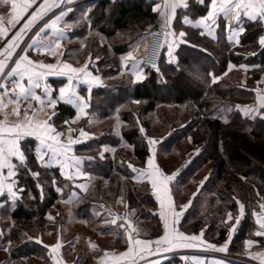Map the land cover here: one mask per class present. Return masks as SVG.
Segmentation results:
<instances>
[{"label": "trees", "instance_id": "obj_1", "mask_svg": "<svg viewBox=\"0 0 264 264\" xmlns=\"http://www.w3.org/2000/svg\"><path fill=\"white\" fill-rule=\"evenodd\" d=\"M156 4V0H96L86 6L90 9L88 19L91 28H83L81 32L86 36H95L85 46L86 53L92 51V46L93 49L98 48L102 53L100 71L104 79L110 78L105 85L90 91L87 111L89 115L100 119L118 115L123 128L120 136L102 134L78 144L75 154L86 158L84 171L101 181L96 188L99 189L101 185L105 187L103 183H107L106 188L113 187L117 190L120 182L117 179L123 181L129 207L141 209L139 219L151 221L155 224L156 232L160 233L162 222L150 184L147 181L138 182L132 168L134 164L120 157L127 153L137 161L135 166L144 168L150 155L149 120L142 123L146 128L144 133L138 117L154 112L159 103L181 104L186 99H192L196 103L195 120L170 132L161 142L162 149L168 152L191 136L194 137L193 143L203 144L201 151L181 169L173 189L188 185L193 175L210 164L212 166L208 177L203 179L200 190L190 197L179 228L187 234L202 232L208 242L223 243L229 239L233 225L231 221H227V213L236 215L240 204H243L245 214L229 245V253L242 254L247 239L262 241V238L255 235L253 214L261 209L260 202L264 201V196L261 198L259 193L254 192L257 184L264 186V166L254 164L239 152V147L242 146L258 159L264 160V116L249 119L240 112L242 104L254 101L257 93L253 82L258 81L264 74V45L259 43L264 35V25L261 21L245 19L240 40L233 44L227 39L226 21L222 18L218 20L215 39L188 23L183 25L180 20L182 28L186 30L188 44L183 43L177 49L176 62L165 61L164 53L159 71L145 68L148 76L144 81L133 83L130 74L117 78L121 73V57L132 51L134 44L145 37L147 28L156 21ZM209 5L210 0H204L203 4L200 0H194L190 9L183 8L179 12L192 20L205 16ZM192 34H199L200 38L195 40ZM101 37L112 45H108V42L102 44ZM77 47L80 45L77 44ZM229 64L246 71L252 82L248 80L246 87L234 84L228 79L210 84L208 78H212L216 70L223 74ZM192 66L199 67L203 72V82L198 81L200 79H197ZM167 70L176 76L165 78L163 74ZM182 78L187 79L191 87L184 84ZM65 82L63 78L48 80L55 89ZM81 92L87 95L85 88ZM75 115L74 107L59 101L51 122L57 129H61ZM20 144L25 160H15L14 164L21 196L0 211V221H3L0 222V242L10 243L13 259L30 256L42 259L45 264H51L46 246L38 242L36 237L42 235L54 205L61 198L69 197L73 186L62 176L58 167L46 166L39 161L36 139L26 138ZM125 145L130 150L125 152ZM105 146L112 147L114 153L106 151L100 157ZM182 159L183 155L167 171L173 172L180 166L179 161ZM98 192L96 189L95 194L81 193L76 197L72 203L75 206L73 212L76 220L89 224L99 223L107 218L106 212L99 209L104 206L103 202L102 205L99 204L102 196ZM216 205L219 208H215ZM124 225L119 224L118 230L122 231ZM7 227H10L8 239L3 236V229ZM161 264L194 263L186 260L183 255L174 254ZM232 264L242 263L234 261Z\"/></svg>", "mask_w": 264, "mask_h": 264}, {"label": "rangeland", "instance_id": "obj_2", "mask_svg": "<svg viewBox=\"0 0 264 264\" xmlns=\"http://www.w3.org/2000/svg\"><path fill=\"white\" fill-rule=\"evenodd\" d=\"M96 0H48L47 5L45 7H51V10L47 12V14L44 16V18L39 21V23L30 31L29 38L31 34H37L40 28L44 27L45 24H49L53 19H55L56 16L60 15L62 12L66 13L61 19V21L58 22V28L60 31L64 33L63 38L59 41L60 47L55 48V39H56V33L51 30L47 29L49 31H46L44 34L47 36L45 37L46 44H52V48H45L43 49H36L32 48L30 51H27L25 53L28 56V59L34 62V65L43 63V64H54L56 65L55 72H61V74L57 76H64L63 73L67 74H80L83 77H86L88 79H94L100 86L105 85V82L109 81L110 78L104 79L102 73H101V52L98 50V48L93 49V46L91 47L92 51L86 53L87 47H85L95 36L90 37L83 35L81 31H83V28H91V23L88 19V14L90 12V9L86 6L91 5ZM157 4L154 6V8H157L159 6V9L156 11L158 14L157 20L165 21L164 16L162 13L165 11L163 5L164 0H156ZM187 7H178L174 13L171 12V10H168V15L170 17V20L168 22L169 25V33H175V36L168 35V41L175 40V43L173 44V52L172 57L170 58L167 54V47L165 52V61L169 62L171 60V63L173 60H176L175 52L177 49L180 48L181 44H188L186 40V30L182 28L180 20L182 24L188 23L187 17L184 16V14H181L179 11L183 8L190 9L192 4L194 5V0H185ZM45 4V0H35V3L33 4L32 8L28 10V13L26 16H24V19L21 20L20 26L24 23V21L28 18V15H30L33 11H36L40 5ZM53 5H59L58 7H55ZM210 6V5H209ZM204 17V16H202ZM199 18V17H198ZM227 25H230V28L235 27L240 21H234V19L229 18V22H225ZM243 23H241V26L238 25V31L236 32V35H239L237 40H229L233 44H237L240 40V28H243ZM19 26V27H20ZM148 30L149 27L146 30V35L142 39H140L137 43L134 44L133 49L130 53L127 55L121 57V73L118 75L117 78L123 77L124 74H130L132 78V82H142L144 81L148 74L145 72V67L142 64V59L144 57V54L146 52V48L148 45ZM180 32H184L185 35L183 37L179 36ZM51 34V36H49ZM235 34V33H234ZM97 35V34H96ZM129 35V34H128ZM195 40L200 38L199 34H192L191 35ZM235 37V36H234ZM264 37V35L262 36ZM40 39V38H39ZM101 43L112 45L111 42L105 40L101 37ZM1 45L0 50L5 46L7 43L6 40L0 39ZM26 44V43H25ZM77 44L80 45V47H77ZM101 44L99 43V47ZM26 48V47H25ZM90 48V47H89ZM129 54H131L132 59H129ZM17 59V58H16ZM174 63V62H173ZM70 65L71 68H84V72H77L73 73L69 69H64V65ZM11 65V64H9ZM135 65V67H133ZM131 66V68H130ZM195 71V75L199 82H203L204 74L201 72L199 67L192 66ZM40 70H46L47 69H40ZM140 72V74L143 76L142 80L137 81L135 79L136 72ZM159 71V70H158ZM65 73V74H66ZM54 76V74H52ZM163 76L166 78H174L176 75L175 73H172L170 70H167ZM212 78H208L210 84L213 83V78H217L215 80L219 81L221 79H228L233 81L234 84H239L241 86L246 87L248 80L252 82L250 79V76L247 74L246 71L241 70L240 67H236L234 64H229L227 67V70L220 74L217 70L215 73L211 76ZM56 78V77H53ZM114 79V77H111ZM57 79H62V77H58ZM65 80V79H64ZM183 83L186 84L188 87H191V83L185 79L182 78ZM11 82L10 79H4L3 85L7 86L8 88H11V85H6V82ZM66 81V80H65ZM253 85L255 87V90L259 93H264V74L261 76V78L258 81L253 82ZM65 83L61 86L64 87ZM52 87V86H51ZM61 87H58L57 89L53 88V98L55 101V106H42L46 112H51L52 116L51 119H49V123L52 125V128H54L55 132H49L50 135H54L55 133H61L58 137L59 143L62 145L65 143V154L68 156V164L72 163L73 165L76 164L74 161V158L72 157L73 149L75 153V147L83 142H86L88 140H91L95 136H99L102 134H113L116 136H120L121 129L123 128V123L120 121L118 115L111 116L109 118L100 119L97 116H92L85 113L82 114L81 117H73L72 119L68 120L65 124H63L61 129H57L53 123L51 122L53 116L56 113V105L57 102H59V99L61 98L59 95V89ZM85 88L87 90V95L84 93H80L81 96L89 97L90 98V89L86 87H81V89ZM9 90V89H8ZM72 90V89H71ZM10 91V90H9ZM3 90L0 88V95H2ZM171 96L173 94L171 93ZM60 97V98H59ZM31 102H28L27 104L21 103L22 105L19 106V113L21 118H23L27 112V116L30 115L29 113H35L37 115L38 108L36 104L32 106H28V104ZM18 107V106H15ZM41 107V108H42ZM39 108V109H41ZM49 108V110H48ZM251 109L254 112L251 113ZM138 110V108H136ZM11 111V107L9 109ZM196 111V103L192 99H186L181 104H157L156 110L154 112L149 113L147 116L143 115L144 117H138L139 122L141 124V128L143 129V132L146 133V128L143 127L142 123L145 120H149L147 123H149V133L148 135V143L151 139H154L156 141L155 144L149 143V151L150 155L147 159L153 160V165L156 166V168L159 169L160 172H162L164 175L171 176L172 174H176L174 179L172 181L167 182V184H170L169 187V193L168 195L171 197V202L174 203L175 207H177V211H181L182 214L185 211V208L183 206H187L190 202V197L193 193H196L200 190L203 179H206L210 173V166L205 167L202 169L199 173H196L192 176L191 181H189L188 185H180L179 187H176L173 189V184L175 182L176 177L179 175L181 169L185 166H187L192 158H194L200 151L203 146L202 142L193 143V136L188 137L186 140L181 141L177 145L173 146V148L168 152L165 151V149H162V140L166 136L170 134V132H173L177 129L183 128L186 126L189 122L192 120H195L194 113ZM45 112V113H46ZM137 112V111H136ZM240 112L243 116L248 117L249 119H254L258 113V116H264V95L261 96H255L254 101L242 104L240 107ZM47 117V113L45 114ZM87 115V116H86ZM31 116V115H30ZM76 116V115H75ZM28 118V117H27ZM32 118V119H31ZM37 119V117H35ZM26 119V118H25ZM30 120H33V117H30ZM28 121V119H26ZM32 122V121H31ZM39 122L36 121V124ZM249 130V129H248ZM148 131V130H147ZM83 133V134H82ZM61 138V139H60ZM264 142V140L262 141ZM21 143V142H20ZM21 147V144H20ZM125 152L130 150V147L124 146ZM70 150V151H69ZM108 151L109 153L113 154L114 149L110 146H105L103 148L102 153L100 154V157L103 156V153ZM68 152V153H67ZM239 152L246 156L248 159H250L254 164L258 165L259 163H263V159H258L254 154L249 153L244 148L239 147ZM70 155V156H69ZM76 155V154H75ZM183 155V159L180 162V166H178L173 172H168L167 168L170 166H175L177 164V161L179 160L180 156ZM79 156V155H77ZM123 157H120L122 160L128 161L131 163L133 170L135 169V179L138 182L147 181L150 184L151 191L155 197L156 202L158 203V212L159 216L161 213L159 202H158V196H157V189H153L151 186V177L147 175V173L154 171L152 167H150L147 162L144 168H138L135 166L137 164V161L133 159V157H129L127 153L125 155H122ZM69 157H72L71 159ZM84 159L85 157L79 156ZM62 158L59 154H56L54 158L52 157L49 161H47L46 166L51 167H57V164L60 162ZM21 162V161H18ZM15 166L13 162H11ZM44 165V164H43ZM59 168V167H58ZM84 168V165H83ZM76 169L74 168L72 171L69 170V177H63L71 182V185L73 186V189L71 190V193L69 197L61 198L52 208L50 211L48 218H47V224L44 227V231L41 233V236H37V241L42 243L45 246H55L57 243H59V247H46L48 250V255L51 258V264H153V261H158L157 256L160 253V250H163V248H159L160 250L157 252L158 248H155V243L149 245L147 248H144L143 251H141L142 246H135L133 253L129 257H124L123 259H117L121 257V254L128 251L129 243H128V237L129 235L132 236L133 239H139L143 241H156L159 239L162 235H164V228L162 223V232H156L155 224L151 221H147L145 219H139L141 209L137 208H130L129 205L126 202V193H125V187L124 182L121 180L117 181L119 182V186L117 187V190L115 188H106L107 183H103L105 187L102 185L96 188V185L100 183L99 178L93 176L92 174L84 171V169ZM60 170V169H59ZM10 169L5 170L4 174L6 176L5 178V185L2 186V194H0V211L1 209L6 206L8 203L11 204L12 201L19 198L20 195V189L17 186V170L16 167L11 169V171L14 173L13 175H9ZM4 179V178H3ZM2 179V180H3ZM194 180V181H193ZM12 185L13 192H15V195H11L8 192V185ZM102 184V183H101ZM257 188L254 189V192L260 194L261 198L264 196V186L257 184ZM99 190L98 194L101 195V199L99 204L104 207H99L100 210H104L107 214V218L99 223H81L80 221L76 220L74 217L73 208L75 206L72 205L73 201L78 197L81 193H94L95 190ZM61 192V189H60ZM236 192L239 193V190H236ZM235 192V194H236ZM262 192V193H260ZM264 198V197H263ZM241 205L239 207L238 213L236 215H232L230 212L227 213V221L229 220V214H231L232 219L229 220L232 222V228L235 226V221L237 218L240 220L243 218V215L245 214L244 206H243V215L241 214ZM261 208L264 206V201L260 202ZM215 208H219L218 205L215 206ZM217 210V209H216ZM176 211V213H178ZM2 216V215H1ZM59 216V217H58ZM51 217V218H50ZM171 218V213L168 216V219ZM115 220V223L113 224L112 221ZM182 220V219H181ZM3 222V221H0ZM162 222V221H161ZM125 224L122 231L118 230L119 224ZM173 227V226H172ZM232 228L230 231V235L232 234ZM10 227H7L6 229H3L4 234L7 239L10 238L9 235ZM179 232L184 233L187 236L197 235V234H187L184 231L182 232L181 229H178ZM235 232V231H234ZM202 233V232H201ZM198 235V237L204 239L203 233ZM42 238V239H41ZM229 240V239H228ZM214 245H218L217 243L209 242ZM0 246H3L0 248V264H45V262L37 257H22L19 260L13 259L11 257V246L9 242H0ZM163 246V245H162ZM165 247H168L170 250L166 251V253H170L173 251L178 250H186L189 249L184 247L185 249H181V247H175L172 245H166ZM164 247V248H165ZM190 251V250H189ZM188 251V252H189ZM245 243L244 248L242 251V254H239L240 256H237V258H241L243 254L246 253ZM107 253V255H106ZM183 255V257L188 260L190 258H194L197 255L191 253H184L180 254ZM172 256V255H171ZM170 256V257H171ZM169 257H167L168 259ZM166 260V258H165ZM191 260V259H190ZM245 261L246 258H241L238 261ZM251 264H260L258 262H249ZM48 264V263H46Z\"/></svg>", "mask_w": 264, "mask_h": 264}, {"label": "snow or ice", "instance_id": "obj_3", "mask_svg": "<svg viewBox=\"0 0 264 264\" xmlns=\"http://www.w3.org/2000/svg\"><path fill=\"white\" fill-rule=\"evenodd\" d=\"M4 4H10L11 7V15L13 17L12 20H9L8 23L12 25V27H15L16 24L20 23L22 19H24L25 14H27L28 9L32 8L33 4L35 3V0H2ZM48 0H45V4L40 5V7L33 11L30 15H28V18L24 21V23L21 25L19 30L15 33V35L12 36L11 40L8 41V43L5 46L4 51L7 53L5 56V59L0 60V74H3L5 71V68L7 67L6 61H10L12 59V56L15 52V50L20 46V42L22 41V38L30 32L38 23L41 21L44 16L47 14L48 11L51 10V7H45L47 5ZM200 3L203 4L204 0H200ZM55 7H58L59 5H53ZM187 7V4L185 0H164V9L165 11L162 13V15L165 18V27H167V24L170 20V17L168 15V10H171L172 13L175 12V10L178 7ZM159 9V6L157 8H154V11H157ZM240 10V11H237ZM241 12L248 16L253 22H258L260 18L264 17V0H210V10L207 11V14L200 19V23L205 24L206 21H211L212 24H217L218 17H223L225 20L229 16H232L235 14V17L237 20H239ZM66 15V13H61L60 15L56 16L55 19H53L49 24H45L44 27L40 28L37 32V36H40L41 34L45 33L47 29H51L56 33V39H55V48L60 47V40L63 38L64 33L59 30L58 28V22L61 21L62 17ZM2 19V17H0ZM207 27L208 25L205 24ZM226 28L230 29V25L226 24ZM240 32H243L244 29L241 27ZM203 34V33H202ZM172 35L175 36V33H169L165 31V43H167V54L171 58L172 52H173V44L175 43V40L172 41L167 40V36ZM185 35L184 32H180L179 36L183 37ZM7 36V30L4 29L2 26H0V37H6ZM259 43L261 45H264V37L260 38ZM36 44H39L41 47L45 48H52V44H43L42 41H34L33 44H30L28 47L32 48ZM161 47V44L159 40H157L156 43L153 44L152 47V55L149 57L150 61H154L157 50ZM25 52L27 50H24ZM129 59H132L131 54H129ZM171 62V60L169 61ZM135 67V65H133ZM47 69V74H56L59 75L61 72H55L56 65L54 64H37L34 65V62L28 59V56L21 55L19 59L15 61L14 67L11 68V70L7 73V77H13L18 76L20 80H23L25 77H27L28 84H31L34 88H40L41 83L40 80L42 77L46 75L45 72L38 71L37 69ZM64 69H69L73 73L77 72H84V68L76 69L71 68L70 65L65 64ZM7 79V78H6ZM135 79L137 81L142 80L143 76L140 74V72H136ZM217 78H213V82H215ZM69 87H61L59 89L60 97L67 98L66 102L69 104H77L79 107L80 105H83L84 99L83 97H79L75 95L71 91V77H69ZM5 87L4 85H0V88ZM19 89V93L25 98L28 99L29 97L31 99L40 101L41 97L36 95L31 88L26 87L24 84L15 82L11 92L14 93L16 89ZM45 92H47V85L44 86ZM12 99H9V103H12ZM18 102V101H17ZM50 106H55V101L50 102ZM6 105L0 100V110H2ZM83 110V108H81ZM10 115H16L19 116V110L13 109L12 112L6 114L5 120H7L8 116ZM25 118L27 119V114H25ZM49 119H51L49 117ZM143 132V129H141ZM49 132H55L54 128H52L51 125L48 124L47 121L40 122L33 127L32 122L29 121L27 124L22 123H15L14 125L10 127H4L3 124H0V170L4 168H9V175H13L14 173L11 171L15 166L11 164L8 157H17L21 162L25 160V156L23 153V150L20 147V138L26 137V136H33L36 135L39 138V142L42 145H45L48 149H50L52 152L56 153L59 150L65 149V146L59 143L58 137L62 135L61 133H55L54 135H49ZM8 134L7 136L3 134ZM83 134V133H82ZM55 142L58 147H54L53 143ZM150 144H155L156 141L154 139H151L149 141ZM147 164L154 169V171L147 173L151 177V186L153 189H157V196L160 200L161 207L165 208V206L172 210V203H171V197L168 195L169 188L167 182L172 181L175 177V173L171 176L164 175L162 172L159 171L158 168H156L155 165H153V160L149 159L147 161ZM135 171V169H134ZM59 191V189H58ZM8 192L11 195H15V192H13L12 185H8ZM0 194H2V186H0ZM167 201V205L165 202ZM186 208L187 206H183ZM264 207V206H262ZM241 212H243V205H241ZM161 218L164 220V235H162L159 239L156 241H143L139 239H133L131 235L128 237V243L129 248L128 251L121 254V257L117 259H123L124 257H129L132 255L134 247L135 246H142L141 251H143L144 248H147L149 245L155 243L156 245H172L175 247H195L196 244L193 243L195 241H200L201 243H205L201 240L200 237L192 235L187 236L184 233L177 232L174 227H172L173 224L176 223V221L179 219L180 213H176L174 210H172V215L176 218L172 221V224L169 223L168 215L166 212L160 213ZM51 218V217H50ZM229 220L232 219L231 214H229ZM112 223H115V220L112 221ZM240 223L239 218L236 219L235 224L238 225ZM257 224L259 225V229L255 232L256 236H264V220H257ZM123 226V225H121ZM232 231H235V226H233ZM202 235V233H201ZM249 244H252V241H248ZM59 243L55 246H46V247H59ZM207 247L215 249V245H208ZM160 249H157V252ZM170 249L168 247H165L163 251H169ZM219 251H224V248L218 249ZM107 255V253H106ZM153 264H160L159 261H153Z\"/></svg>", "mask_w": 264, "mask_h": 264}, {"label": "crops", "instance_id": "obj_4", "mask_svg": "<svg viewBox=\"0 0 264 264\" xmlns=\"http://www.w3.org/2000/svg\"><path fill=\"white\" fill-rule=\"evenodd\" d=\"M209 10H210V6H209ZM237 11H240V10H237ZM25 16H26V14H25ZM0 17H2V19H0V26H2L4 29L7 30V36L6 37H0V39H4L8 43V41L11 40L12 36L15 35V33L21 27L19 25L21 23V21H20V23L16 24L15 27H12V25H10L8 23L9 20L13 19L12 15H11V7H10V4H7V5L4 4L2 2V0H0ZM201 18L202 17H199V18H196V19H192V20H188L187 22H188V24H190L194 28L202 30L205 35H208L209 37L215 39L217 37L218 20H219V18H222V19L225 20V18L218 17L217 24H212L211 21H206L205 24L208 25L207 27L205 26V24L200 23V19ZM229 18L234 19V21H240V23H238L235 27H232L230 29L227 28V30H226L227 39L228 40H231V41H233L235 39L237 40L239 35H236V32L238 31V28L241 26V23H243V21L245 19H249V20H251V19L248 16H245L242 12L240 14L239 20L236 19L235 14H233L232 16H229L227 18V20H225V21L229 22ZM259 21H261L263 23V25H264V17L260 18ZM238 25H239V27H238ZM46 31H49V30H46ZM62 31H66V30H62ZM29 35H30V32H28L22 38V41L20 42V46L15 50V52H14V54L12 56V59L10 61H6L7 67L5 68L4 73L0 74V85H3V80L6 79V78L12 80L11 82H9V81L6 82V85H11L12 86V85H14L15 82L22 83L26 87L31 88V90L36 95L40 96L41 100L37 101V100L31 99L30 97L28 99H25L19 93V89L18 88L16 89V91L14 93H11V95H9V93L11 92V89H12L13 86L11 88H8L7 86L4 85L5 87L1 88L3 90V92H2V95H0V100H2V102L6 105V107H4L2 110H0V124H3L4 127H10V126L14 125L15 123L27 124L29 121H32V125H33V127H35L36 121L39 122V123L43 122V121H47L48 124L51 125L49 123V117L51 118L52 113L51 112H46L43 107L46 105V106H49V108H50V102L51 101H56L53 98V96H54L53 95V88L48 83V80L50 78H53V77H56V78L62 77L63 79H65L66 82H65V86L64 87H69V84H70L69 77H71V89H72L71 91L73 93H75V95H77L79 97H83L84 103H83V105H80L78 107L77 104H69V103H67L66 102V99H67L66 97L63 98V99L59 97L60 98L59 101L64 102V103L69 104L72 107H74L76 109V116L75 117H81L82 114L83 115L85 113L87 114V110L89 108V97H87V99H86V97L81 96L80 88L81 87H86V88L92 90V89H94L96 87H99L100 84H98L96 81H94V79L93 80L92 79H88L86 77H83L80 74H67L66 72H65L66 74L65 73L62 74L64 76H57L56 74H54V76H53L52 74L51 75L47 74L48 70L44 71V70H40L38 68L37 69L38 71L45 72L46 75L44 77H42L41 80H40L41 87L40 88H34V87H32L31 84H28L27 77H25L23 80H20V78L18 76L7 77V73L11 70L12 67H14L15 61L17 59H19V57L21 55H25V53H27V51H30L32 48L34 50H35V48L36 49H43V50L45 49V47H41L39 44H36L32 48H29L28 46L30 44H33L34 41H42L43 44H46L44 39L47 36V34L45 35L43 33L40 36H37L36 34H34V35L31 34L30 38H29ZM49 36H51V34ZM6 44H5V46H6ZM5 46L3 48H1V50H0V60L5 59V56L7 55V53L4 51ZM24 50H27V51L25 52ZM176 60L174 59L173 62H176ZM9 64H11V65H9ZM45 85H47V92H45V90H44V86ZM256 93H257L258 97L261 96V95H264V93H259L257 91H256ZM10 98L13 101L12 103H9V99ZM28 102H31V103L28 104L29 107L34 105V104L39 106V108H41L42 106L43 107L41 109L38 108L37 115H35L36 112L35 113H33V112L29 113L31 116L30 115L27 116L28 117L27 118L28 121H26L25 116L23 118H21L20 115L19 116L10 115V116H8L7 120H5L6 114L12 112V110L14 108L15 109H19V106H21L23 103L27 104ZM15 106H18V107H15ZM10 107H11V111H9ZM49 108H48V110H49ZM81 108H83V110H81ZM252 110L253 109H251V113H253V115H254V112ZM45 112L47 113V117L45 115L46 114ZM26 114H27V112H26ZM255 115L258 116V113H256ZM30 117H33V120H30ZM35 117H37V119ZM3 135L7 136L8 134L5 133ZM26 138H34V139H36V141H37V157H38L39 161L42 164L46 165L47 164L46 162L49 161L52 157L54 158V156L56 154L60 155V157L62 159L57 164V167H59L60 172H61V174L64 177H69V174H70L69 170L72 171L74 168H76L77 170L78 169L81 170V168H83L84 159L82 157H79V156L75 155L74 149H73V152H71V153H72V157L74 158V161L76 162L75 165H73L72 163L68 164V162H67L68 161L67 160L68 156H67V154H65L66 147L63 150H59L58 152L54 153L50 149H48L45 145L40 144L39 138L36 135L21 137L20 138V142L22 140L26 139ZM52 143H53L54 147H58V145H56L55 142H52ZM63 145L65 146V143ZM72 157H69V158L71 159ZM8 159L10 160V162H13V163H14L15 160L16 161H20L18 156L17 157H8ZM7 169H9V168H4V169L0 170V184L3 185V186L6 184L5 183L6 176H5L4 172ZM170 184H168V188L170 187ZM158 202H159V206H160L161 212L162 211L166 212L168 216L171 213V218L169 219V223L172 224V221L176 219L172 215V210H174L176 212L177 211V207H175L174 203L171 202L172 203V210H169L166 206H165V208L161 207L160 200H158ZM165 204L167 205V201L165 202ZM177 212L180 213L179 219L172 226L175 228V230L177 232H179V230H178L179 229V224L181 222L183 214H182L181 211H177ZM242 215H243V212H242L240 217H242ZM160 218H161V215H160ZM253 218H254V222L256 224L255 232L258 231V230H261V229H259V225L257 224V220L258 219L259 220H264V207L261 208L258 212H255L253 214ZM161 221L163 223V228H164V220L162 218H161ZM238 226H239V224L235 225V230H236V228ZM164 232H165V229H164ZM233 233H234V231H232V234ZM198 235L199 234H197L195 236H198ZM232 236L233 235H231L229 237V240H227V241H225L223 243H220L218 245H215L216 246L215 249L207 247L208 245H214V244L209 243L208 241H205L204 239H202V241H204L205 243H201L199 240L195 241L193 243H195L196 246L195 247H189V249H186V250H178V251H173V252H170V253H168V252L166 253V251L160 250L161 254H158L159 256H157L158 257L157 260L161 264L165 260V258L167 259V257H170L171 255L191 253V251H192V254H196L197 255L194 258H190L191 260L189 259L194 264H232L234 261L235 262H240L242 264H251L249 262H253V261L254 262H258L260 264H264V236H256L258 238H262V241L261 240H257V239H247L245 241V248L248 251H246V253L243 254L241 256V258L242 257L246 258L247 259L246 262L244 260L242 262L238 261L241 258H237V256H240V255H238V254L235 255V254L229 253V245H230V240H231ZM248 241H252L253 243L249 244ZM164 247H165V245L162 246L163 249H164ZM220 248H224L225 250L224 251H219L218 249H220ZM181 249H185V248L181 247Z\"/></svg>", "mask_w": 264, "mask_h": 264}, {"label": "built area", "instance_id": "obj_5", "mask_svg": "<svg viewBox=\"0 0 264 264\" xmlns=\"http://www.w3.org/2000/svg\"><path fill=\"white\" fill-rule=\"evenodd\" d=\"M165 31L169 32V25L167 24V27H165V21L157 20L153 24L150 25L148 30V45L146 48V52L144 54V57L142 59V64L145 68H150L154 71H158L163 55L165 53L167 43H165ZM159 40L161 47L157 50L156 56L154 61H150L149 57L152 55V47L153 44ZM168 40V36H167ZM1 45V42H0ZM258 165H263V163H259ZM162 245H155V248H161Z\"/></svg>", "mask_w": 264, "mask_h": 264}]
</instances>
